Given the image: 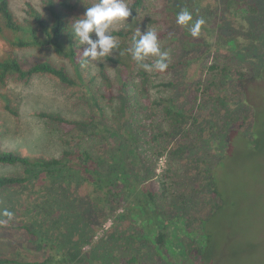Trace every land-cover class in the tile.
I'll return each mask as SVG.
<instances>
[{"label":"trees","instance_id":"16d2710c","mask_svg":"<svg viewBox=\"0 0 264 264\" xmlns=\"http://www.w3.org/2000/svg\"><path fill=\"white\" fill-rule=\"evenodd\" d=\"M165 1V15L154 18L147 16L148 0H126L131 15L112 26L118 49L102 62L82 64L84 46L72 35L71 23L96 0H43L37 6L27 1L23 18L15 15L10 0H0V39L10 46V50L0 54V108L18 119L20 111L9 88L12 84L31 85L38 75H47L72 91L63 97L65 101L73 106L83 104L86 110L81 119L73 112V106L70 112L35 113L45 120L46 127L57 126L64 137L68 133L74 136L71 140L62 138V144L54 147L58 154L49 157L4 147L6 141L19 143L20 136L14 127L0 123V164L24 168L19 174L0 173V190L33 184L36 192L32 204L28 210L21 209L25 212L20 220L43 250L40 255L34 251L38 257L28 259H18L19 252L14 253L15 257L0 254V264H156L158 260L164 264H214L220 256V233L215 224L221 221L219 213L225 205L237 202L221 177L226 167V150L205 170L212 208L205 210L194 226L189 224L186 209L167 208L163 203L174 193L173 185L178 182L168 171L157 181V165L168 148L169 137L177 139L175 148L180 147L186 156L193 136L200 138L197 108L188 107L178 75L192 68L198 73L202 56L194 53L199 49L210 50L225 43L233 50L240 49L241 36L222 31L226 20L244 29L249 25L243 19L251 22L247 18L250 14L254 20V28L249 31L253 33L252 42L257 41V35L261 39L264 12L259 14V7L248 0ZM216 3L221 6L215 7ZM221 8L227 16L217 18ZM185 9L193 19L205 20L198 37L176 23L177 13ZM147 29L156 30L159 43L164 41L160 45L162 51L170 54L164 72L144 70L128 51L137 30ZM25 49H49L56 57L39 55L31 59L17 53ZM154 59L149 57L145 62L152 64ZM214 68V64L208 66L209 70ZM259 77H264V70ZM210 84L199 81L196 98L201 91L209 92ZM119 99L124 103H118ZM252 105L253 132L245 141L250 148H256V144L264 142V111ZM21 136L40 145L45 135L38 131ZM146 137L148 146L142 145ZM169 157H173L172 152ZM152 161L150 167L148 163ZM74 179L79 181L80 210L64 194ZM82 195L86 197L83 201ZM7 208L13 210L10 205ZM73 219L78 225L71 224ZM110 219L112 224L106 228ZM12 222L4 221L9 225ZM99 231H104V236L95 241ZM87 238L90 243L96 242L90 258L80 246Z\"/></svg>","mask_w":264,"mask_h":264},{"label":"rangeland","instance_id":"374dc122","mask_svg":"<svg viewBox=\"0 0 264 264\" xmlns=\"http://www.w3.org/2000/svg\"><path fill=\"white\" fill-rule=\"evenodd\" d=\"M27 1L37 6L43 0H10L11 8L17 17L25 16ZM210 1L214 2V0ZM248 1L259 7V14L264 12V0ZM148 4L147 13L149 15L147 16L155 18L160 14L165 15L163 9L168 4L165 0H148ZM220 6V3L215 4V7ZM223 10V8L219 9L217 18L227 16L223 14ZM247 18H250L251 22L246 19H243V22L249 27L245 26L246 28L239 29L238 23L226 20L222 28V31L227 34L236 33L241 36L240 49L233 50L226 43L224 46L210 50L199 49L194 53L196 57L202 56L198 62V67H200L198 73L192 68L178 75L181 85L184 87L183 91L188 107L197 108L196 113L200 118L198 123L200 138L193 136L194 142L189 147L191 153L188 151L186 156L182 154L180 147L175 148L177 139L169 137L166 140L168 148L157 165L159 176L157 181L164 176V172L168 171L175 176L178 182L173 185L174 193H170L169 199L163 203L167 208L186 209L189 224L194 226L205 210L209 212L212 208V204L208 203L205 170L211 168L226 150V167L224 175L221 177L224 185L228 184V189L235 196L237 202L225 205L219 213L221 221L215 226L218 227L217 230L220 233L218 245L220 256L216 258L214 264H264V142H261L259 146L256 144V148H250L245 141L247 137H252L253 132L255 109L252 107V103L264 111V77H259L264 70V34L260 37L261 39L257 35V41L252 42L253 33L249 31L254 28V20L250 14L247 15ZM144 23L147 25L146 21ZM164 31L166 30L164 29ZM163 43L164 41L160 45ZM167 43L169 42L166 41L165 44ZM8 50H10V46L0 39V54ZM17 53L31 59L39 55L56 57L49 49H25L17 51ZM212 64L217 68L209 70L208 66H212ZM199 81L207 84L214 82V84H210L209 92L202 94L201 91L196 98L195 92ZM9 92L20 111V117L15 119L6 110L0 108V123L7 127H14L15 133L20 136L18 139L20 142L6 141L4 147L15 148L27 155H39L40 152L49 157L58 154L56 152L59 151H56L54 147L59 143L62 144L61 141L64 138L71 140L74 137L71 133L64 137L65 133L57 126H53L51 129L46 127L45 120L35 114L40 110H67L70 112L73 104H69L63 98L66 93L72 92L69 87L63 85L61 87L50 76L38 75L31 85L12 84ZM118 103L123 104L124 102L119 99ZM72 110L80 119L86 113L83 104L73 106ZM70 129L71 126L68 130ZM238 129L239 133H237ZM38 131H43L45 135L40 145L21 136ZM146 140L147 137L142 145L148 146L149 141ZM228 142L231 143L230 148L227 147ZM171 152L173 157H169ZM203 160L207 163H203ZM153 162L148 163L150 167L153 166ZM23 169L20 165L0 164V173L4 174L13 172L19 174ZM45 182H48L47 179ZM78 182L77 179L69 181V189L64 194L72 202H76L75 207L80 210V203L77 200ZM35 192L33 184L28 182L22 186L0 190L1 255L15 257L14 253L19 252L18 259H28V257H38L33 253L34 251L38 255L43 252V250L40 251L41 247L34 240V236H29L28 230L24 228L25 222L20 220L24 210L30 209ZM85 198L82 195L81 200L83 201ZM15 200L16 202H13ZM7 205H10L13 210H9ZM5 209L13 213V217L10 219L13 222L10 225L4 223L8 219L2 215ZM71 224L78 225L74 219ZM111 224L112 219L108 221L106 228H109ZM35 225L38 228V224ZM86 229L88 232V226ZM102 236H104V231H99L95 241ZM86 240L88 238L81 241L80 246L82 252L89 253L87 258H90L96 242L91 241L90 243ZM80 256H82L81 253ZM156 264L164 263L158 260Z\"/></svg>","mask_w":264,"mask_h":264},{"label":"clouds","instance_id":"9594fccd","mask_svg":"<svg viewBox=\"0 0 264 264\" xmlns=\"http://www.w3.org/2000/svg\"><path fill=\"white\" fill-rule=\"evenodd\" d=\"M130 15L131 8L126 0H96L91 6L86 7L83 15L72 20V35L84 46L82 64L91 61L102 62L104 57L112 55L113 51L118 49L119 43L112 35V26L117 22L126 21ZM176 23L188 27L191 35L198 37L205 20L203 17L193 19L192 13L185 9L177 13ZM128 51L137 64L146 71L155 69L164 72L169 66L170 54L168 51H162L155 29H147L144 32L137 30ZM149 57L155 58L152 64L145 62ZM2 215L9 220L13 217V213L6 209Z\"/></svg>","mask_w":264,"mask_h":264}]
</instances>
